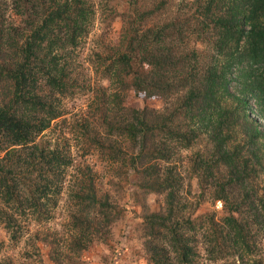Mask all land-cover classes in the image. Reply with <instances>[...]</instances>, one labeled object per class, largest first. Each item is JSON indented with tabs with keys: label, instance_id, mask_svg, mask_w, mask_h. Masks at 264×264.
I'll return each instance as SVG.
<instances>
[{
	"label": "trees",
	"instance_id": "trees-1",
	"mask_svg": "<svg viewBox=\"0 0 264 264\" xmlns=\"http://www.w3.org/2000/svg\"><path fill=\"white\" fill-rule=\"evenodd\" d=\"M142 1L133 5L134 0H129L121 13L126 16L123 36L139 41L126 38L122 49L112 51L102 63L101 73L108 84L100 88L109 89L117 113L110 115L104 101L95 102L97 119L92 112L91 120L86 119L67 140L66 99L80 92L73 74L74 56L93 27L94 0H10L25 28L15 53L0 59V77L9 81V91L0 101V221L11 239L23 231L26 224L22 221L53 217L66 175H71L73 201L65 222L71 238L67 243L81 249L106 242L109 225L123 208L107 191H97L94 171L83 157L86 146L92 144V150L115 175H119L117 163L123 164L129 157L123 175L127 177V169H132L146 181L147 168L158 158L167 160L164 153L170 147L160 140L148 142V130L158 136L173 122L178 129L169 134L179 144L188 146L189 137H195L206 172L214 175L213 168L228 167V197L237 193L235 200L239 198L234 205L228 198L229 213L221 217L231 245L244 239L243 224L231 212L240 210L242 203L264 231V192L257 195L252 181L253 162L259 163L255 143L261 129L249 117L253 108L246 100L241 99L242 105L232 109L226 102L230 86L238 87L254 99L256 116L264 117V0H197L189 14L169 10L171 16L165 19L153 13V8L138 9ZM131 10L136 12L133 19ZM204 36L208 37V53L193 48ZM190 59L194 61L188 64ZM112 83L119 88L126 83L141 99L168 95L172 101L169 112L153 113L154 118L148 120L146 104L125 106L122 90L111 87ZM224 131L233 140H241L249 158H242L234 145L226 144ZM166 132L164 129L163 134ZM116 135H125L131 144H122L113 138ZM75 138L88 143H70ZM215 154L217 158L207 157ZM69 168L74 170L72 174ZM218 184L217 196L225 195V183ZM255 194L257 201L253 202L251 195ZM82 199L88 202L82 203ZM181 255L184 260L187 251Z\"/></svg>",
	"mask_w": 264,
	"mask_h": 264
},
{
	"label": "rangeland",
	"instance_id": "rangeland-1",
	"mask_svg": "<svg viewBox=\"0 0 264 264\" xmlns=\"http://www.w3.org/2000/svg\"><path fill=\"white\" fill-rule=\"evenodd\" d=\"M136 1L139 5L140 0H134L133 5ZM128 2L129 0H94L93 27L87 41L74 56L73 74L80 86V92L76 93V97L66 99L67 140L80 130L86 119L91 120L92 112L93 118L97 119L94 111L98 109L93 107L95 102L104 101L110 115L118 111L109 89L100 88L108 84L101 69L102 63L108 61V55L122 49L125 40L131 39L133 43L139 41V38L132 39L128 35L125 37L122 33L126 16L122 17L121 13L128 6ZM197 4V0H143L138 9L149 11L148 8H153V13H160V18L165 19V16H171L169 10H180L183 11L182 14H189ZM10 5V0H0V59H9L15 53L17 42L25 30L21 21L22 15ZM130 15L133 19L136 12L131 10ZM206 37L196 40L198 43L193 48L208 53ZM192 61L194 59H190L188 64ZM151 75L155 76V73L151 71ZM152 76L150 80H154ZM123 85L125 87L121 88ZM110 86L122 90V103L125 106L138 107L146 104L148 120L154 118L153 113L169 112L172 101L168 100V95L141 99L132 94L126 83L120 88L114 83ZM8 91L9 81L1 76L0 101ZM230 92L226 100L230 109L242 105L241 99L256 109L254 99L245 92H239L238 87L230 86ZM253 109L249 117L259 126L261 135L255 143L259 163L252 161V181L256 194L261 195L264 192V117H257ZM79 115L81 117L77 119ZM230 118H233L231 114ZM164 129L168 134H163ZM177 129V124L173 122L163 128L162 134L158 133V136L148 130V142L160 140L166 148L169 145L170 147L164 153L167 160L158 158L153 167L147 168L146 181L144 177L143 180L137 177L132 169H127V177L123 175L121 171L129 164V157L123 164L117 163L119 175H115L105 166L104 160L98 158L97 152L92 150V144L86 146L88 151L83 157L94 171L97 191H107L110 198L123 208L121 215L110 223L106 242H98L81 249L70 248L67 243L71 236L68 235L65 222L68 219V205L73 201L70 196L73 179L71 175H66L62 197L53 217L42 221L30 217L26 222L22 221L26 225L15 239L9 237L0 221V264H57L56 260L60 261L59 264H264V231L254 222L243 203L240 210L231 212L243 224L244 239L234 245L229 241L228 229L221 217L229 213L228 198L231 205L237 204L239 198L235 200L237 193L228 197V167L219 165L213 168L211 173L215 176L206 172L199 161V144L194 142L195 137H189V145L183 146L177 142V137L169 134L170 130L173 133ZM204 134L207 136L205 132L200 133ZM223 134L227 145H234L235 152L241 154L242 158L248 157L247 147L241 140H233L232 135V138L229 137L225 131ZM113 138L122 144H129L125 135H116ZM80 141L81 139L75 138L70 143L77 142L84 146L88 143ZM129 153L127 149V154ZM216 156L217 154L207 157L211 160L217 158ZM166 167H170L168 173L165 171ZM68 172L72 174L74 170L69 168ZM220 181L225 183V195L217 196L221 187L218 184ZM164 185L170 186L165 188ZM236 187L239 188L238 184ZM246 189H249L248 186ZM256 194L251 195L253 202L257 201ZM86 202L87 199H82V203ZM154 227H159L157 232ZM160 244L164 248H160ZM182 251H187L184 260Z\"/></svg>",
	"mask_w": 264,
	"mask_h": 264
}]
</instances>
